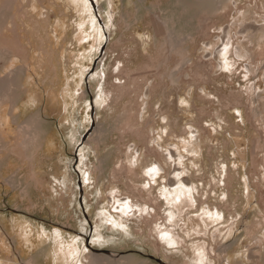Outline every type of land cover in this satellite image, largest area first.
<instances>
[{"label": "rangeland", "instance_id": "rangeland-1", "mask_svg": "<svg viewBox=\"0 0 264 264\" xmlns=\"http://www.w3.org/2000/svg\"><path fill=\"white\" fill-rule=\"evenodd\" d=\"M92 1L0 0V264H264V0Z\"/></svg>", "mask_w": 264, "mask_h": 264}, {"label": "bare ground", "instance_id": "bare-ground-1", "mask_svg": "<svg viewBox=\"0 0 264 264\" xmlns=\"http://www.w3.org/2000/svg\"><path fill=\"white\" fill-rule=\"evenodd\" d=\"M201 1H203V0H201ZM210 1H212V0H210ZM183 2V1H182ZM203 2H205V1H203ZM205 3H207V2H205ZM209 3H211V2H209ZM204 4V3H203ZM207 5H208V3H207ZM188 7V6H187ZM211 7V6H210ZM204 8H206V6L204 7ZM208 8V7H207ZM206 10V9H205ZM205 10H204V12H205ZM215 11V10H214ZM209 13V12H208ZM210 13H212L211 11H210ZM238 24V23H237ZM241 25H242V23H241ZM251 26V25H250ZM253 27V26H252ZM255 27V26H254ZM253 29V28H252ZM247 30H249V29H247ZM245 32V31H244ZM253 32H256L257 33V31H256V29L253 31ZM259 32V31H258ZM252 38H256V36L253 34L252 35ZM173 39V38H172ZM260 42V41H259ZM177 43V42H176ZM241 46L242 45H240V47L239 48H237V50H236V52H237V55H238V57H241V58H247L248 57V54H247V52L245 51V50H243L242 48H241ZM224 49V48H223ZM225 49H226V47H225ZM246 52V53H245ZM215 53V52H214ZM223 53V52H222ZM215 55V54H214ZM218 55V54H217ZM215 57V56H214ZM218 58H219V55H218ZM221 58V57H220ZM215 59H216V57H215ZM221 60V59H220ZM220 64V66H222V64L221 63H219ZM225 66H228V64H227V62H225ZM223 67V66H222ZM221 67V68H222ZM225 68V67H224ZM12 72V71H11ZM176 78V77H175ZM8 79H9V85L11 86V85H13L15 82H16V80H14V76H13V74H9V76H8ZM117 80V79H116ZM191 130H193V129H191ZM196 131H193L192 133H195ZM194 135V134H193ZM195 137V136H194ZM196 138V137H195ZM191 141H193L192 140V138H191V140H190V142H189V144H186V146H185V148H188V149H185V150H188L189 152H193L194 150H193V148H194V146H193V142H191ZM196 151V150H195ZM198 152V151H197ZM194 153V152H193ZM177 157V156H176ZM135 160H136V157H135ZM134 160V161H135ZM134 164H137V161L134 163ZM159 167V166H158ZM157 168V167H156ZM160 168V167H159ZM160 170V169H159ZM148 175H150V176H152L153 177V175H157L156 174V172H153V171H150V172H148ZM178 181V182H177ZM177 186V185H182V180H181V175L180 174H178V175H176V177L174 178V179H172V182H171V184H170V186ZM174 189V188H173ZM168 190V189H167ZM179 190H177V194H178V199L179 200H182L186 205H188V202H187V200L189 199L188 198V193L189 194H191L190 193V190H187V191H185V190H183L182 192H178ZM172 192V191H171ZM186 192H188V193H186ZM175 193H176V191H175ZM170 194V193H169ZM173 194V193H172ZM171 195V194H170ZM174 195V194H173ZM165 196L167 197L168 196V193L166 194L165 193ZM172 196V195H171ZM182 203V202H181ZM162 239L163 238H165V237H161ZM167 238V237H166ZM260 240V239H259ZM262 241V240H261ZM169 242V241H168ZM170 243V242H169ZM254 257L255 258H257V259H260V257L256 254V251H254L250 256H249V258H250V260H254Z\"/></svg>", "mask_w": 264, "mask_h": 264}, {"label": "water", "instance_id": "water-1", "mask_svg": "<svg viewBox=\"0 0 264 264\" xmlns=\"http://www.w3.org/2000/svg\"><path fill=\"white\" fill-rule=\"evenodd\" d=\"M92 1V0H91ZM93 5H94V2L92 1Z\"/></svg>", "mask_w": 264, "mask_h": 264}]
</instances>
